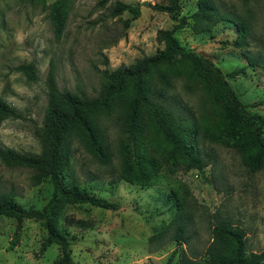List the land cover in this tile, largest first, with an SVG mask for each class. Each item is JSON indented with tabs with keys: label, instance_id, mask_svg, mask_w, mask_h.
<instances>
[{
	"label": "rangeland",
	"instance_id": "374dc122",
	"mask_svg": "<svg viewBox=\"0 0 264 264\" xmlns=\"http://www.w3.org/2000/svg\"><path fill=\"white\" fill-rule=\"evenodd\" d=\"M53 1L0 0V98L18 114L0 121V147L20 153L41 150L49 67L58 91L97 97L106 80L103 69L129 65L154 53L162 47L155 40L156 30L173 23L167 13L152 6L165 0L103 4L67 0L64 24L56 36L49 16ZM116 1L136 5L139 15L131 18L126 10L111 15ZM179 1L186 23L175 32L176 39L211 60L223 74L242 68L225 79L256 115L264 143V0ZM200 1L208 3L202 15ZM237 25L244 27L242 36ZM237 41L242 44L237 46ZM26 63L33 65V78L17 69ZM167 96L183 108L181 116L189 123L187 142L197 149L202 168L162 165L157 177L145 185L121 178L117 145L125 136L124 118L117 111L100 116L112 153L110 162L99 163L73 140L63 180L117 207L63 206L58 225L69 239L75 264H165L168 257L170 264H179L183 257L206 264L210 227L220 219L242 229L247 252L264 251V165L250 171L231 138L213 129L217 116L201 89L187 91L176 80ZM36 173L0 159V192H12L25 208H40L52 186L47 177L34 181ZM178 210L185 214V242L173 238V225L155 236ZM15 224L13 218L0 215V264H51L58 258L57 245L40 249L45 231L38 221L23 219L16 233Z\"/></svg>",
	"mask_w": 264,
	"mask_h": 264
},
{
	"label": "trees",
	"instance_id": "16d2710c",
	"mask_svg": "<svg viewBox=\"0 0 264 264\" xmlns=\"http://www.w3.org/2000/svg\"><path fill=\"white\" fill-rule=\"evenodd\" d=\"M108 0H100L103 4ZM199 3L201 15L206 10L205 1ZM155 9L165 12L173 21L169 28H159L155 40L162 47L150 55H142L129 65H119L113 70L103 69L105 81L97 97L87 98L68 91H58L53 71L49 67L46 76L47 107L39 133L41 150L38 153H20L0 147V159L7 165H22L38 171L34 181L47 177L52 190L40 208H25L18 203L12 192H0V215L13 218L14 233L23 219L39 222L45 231L40 244L44 249L55 244L59 256L51 264H75L70 258L69 239L58 225L61 209L66 204L89 203L90 205L115 209L114 202L89 194L77 184L63 180L64 167L71 155V143L76 140L99 163L108 164L112 153L98 118L115 111L125 121V136L118 141L120 177L145 185L155 179L162 165L200 170L202 162L198 151L187 142L189 123L181 116L183 109L167 96L176 80L185 90L201 89L209 98L217 119L213 129L232 140L233 146L242 154L250 171L264 165V143L254 115L235 95L225 79L234 76L242 68L223 74L211 60L188 50L179 44L175 32L186 23L180 14L179 0L154 3ZM67 0H54L50 4L49 16L54 33L59 35L66 17ZM128 11L131 18L139 15L136 5L116 1L111 15ZM199 14V13H198ZM200 15V16H201ZM241 36L244 27L237 25ZM242 43L237 41V46ZM22 70L33 78V65L20 64ZM17 117L16 111L0 98V121L6 117ZM152 132L153 138H149ZM155 148H154V147ZM185 214L178 210L171 221L162 228L158 236L173 225V238L185 242ZM14 240L9 242L11 248ZM206 264H264V251H246L242 229L226 219H220L210 227V241L205 248ZM165 264H170L168 257ZM179 264H200L186 257Z\"/></svg>",
	"mask_w": 264,
	"mask_h": 264
}]
</instances>
